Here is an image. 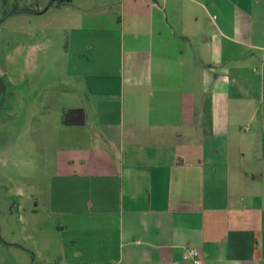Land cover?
I'll return each mask as SVG.
<instances>
[{
    "label": "crops",
    "instance_id": "obj_1",
    "mask_svg": "<svg viewBox=\"0 0 264 264\" xmlns=\"http://www.w3.org/2000/svg\"><path fill=\"white\" fill-rule=\"evenodd\" d=\"M68 6L81 86L41 126L58 240L31 264H264V0Z\"/></svg>",
    "mask_w": 264,
    "mask_h": 264
},
{
    "label": "rangeland",
    "instance_id": "obj_2",
    "mask_svg": "<svg viewBox=\"0 0 264 264\" xmlns=\"http://www.w3.org/2000/svg\"><path fill=\"white\" fill-rule=\"evenodd\" d=\"M20 7L41 14L17 13ZM66 8L54 0H0V264H31L33 243L47 254L41 238L58 240L56 219L43 206L51 148L40 144L44 117L59 118L61 88L81 86L69 68L75 33Z\"/></svg>",
    "mask_w": 264,
    "mask_h": 264
},
{
    "label": "trees",
    "instance_id": "obj_3",
    "mask_svg": "<svg viewBox=\"0 0 264 264\" xmlns=\"http://www.w3.org/2000/svg\"><path fill=\"white\" fill-rule=\"evenodd\" d=\"M55 5L59 8L70 2V0H54ZM17 13H25V14H37L38 12L35 10H30L27 8H16ZM61 122L66 126H81L86 122V113L82 108L75 109H63Z\"/></svg>",
    "mask_w": 264,
    "mask_h": 264
},
{
    "label": "built area",
    "instance_id": "obj_4",
    "mask_svg": "<svg viewBox=\"0 0 264 264\" xmlns=\"http://www.w3.org/2000/svg\"><path fill=\"white\" fill-rule=\"evenodd\" d=\"M187 253L193 264H203L202 256L197 248L190 247L187 249Z\"/></svg>",
    "mask_w": 264,
    "mask_h": 264
}]
</instances>
